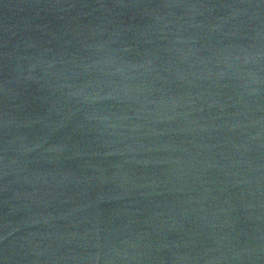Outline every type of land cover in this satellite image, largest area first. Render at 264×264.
Returning a JSON list of instances; mask_svg holds the SVG:
<instances>
[{
  "label": "water",
  "instance_id": "obj_1",
  "mask_svg": "<svg viewBox=\"0 0 264 264\" xmlns=\"http://www.w3.org/2000/svg\"><path fill=\"white\" fill-rule=\"evenodd\" d=\"M0 264H264V0H0Z\"/></svg>",
  "mask_w": 264,
  "mask_h": 264
}]
</instances>
